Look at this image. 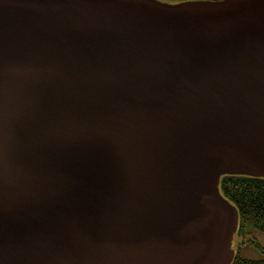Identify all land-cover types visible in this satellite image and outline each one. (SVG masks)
Listing matches in <instances>:
<instances>
[{
  "label": "water",
  "instance_id": "obj_1",
  "mask_svg": "<svg viewBox=\"0 0 264 264\" xmlns=\"http://www.w3.org/2000/svg\"><path fill=\"white\" fill-rule=\"evenodd\" d=\"M225 174L264 178V0H0V264H230Z\"/></svg>",
  "mask_w": 264,
  "mask_h": 264
},
{
  "label": "trees",
  "instance_id": "obj_2",
  "mask_svg": "<svg viewBox=\"0 0 264 264\" xmlns=\"http://www.w3.org/2000/svg\"><path fill=\"white\" fill-rule=\"evenodd\" d=\"M220 189L238 209L239 225L237 235L241 238L253 235L254 232L264 233V178L244 175H225L220 179ZM253 241V242H252ZM252 238L249 244L262 249ZM264 254V251H262ZM231 264H264L261 259L242 257L239 252Z\"/></svg>",
  "mask_w": 264,
  "mask_h": 264
},
{
  "label": "rangeland",
  "instance_id": "obj_3",
  "mask_svg": "<svg viewBox=\"0 0 264 264\" xmlns=\"http://www.w3.org/2000/svg\"><path fill=\"white\" fill-rule=\"evenodd\" d=\"M252 238L256 241V245H258L262 251H264V233L254 232L251 236H246L245 238H241L239 235H235L233 239V247L236 251L240 253L242 257L249 259H261L264 257L263 252L254 247L253 244H249V241ZM253 242V241H252Z\"/></svg>",
  "mask_w": 264,
  "mask_h": 264
}]
</instances>
